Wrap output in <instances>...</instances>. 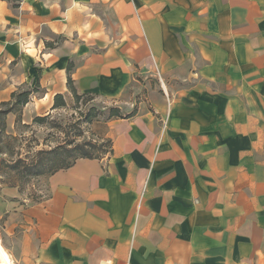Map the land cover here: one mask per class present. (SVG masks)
<instances>
[{"label":"crops","instance_id":"0c3cea01","mask_svg":"<svg viewBox=\"0 0 264 264\" xmlns=\"http://www.w3.org/2000/svg\"><path fill=\"white\" fill-rule=\"evenodd\" d=\"M68 74L134 114L43 200L0 190L10 264H264V0H0V102L52 113Z\"/></svg>","mask_w":264,"mask_h":264},{"label":"trees","instance_id":"16d2710c","mask_svg":"<svg viewBox=\"0 0 264 264\" xmlns=\"http://www.w3.org/2000/svg\"><path fill=\"white\" fill-rule=\"evenodd\" d=\"M14 7L19 0H6ZM69 71V69H68ZM67 88L72 94L73 102L79 103L82 98L92 100L94 97L88 94H78L73 86L70 75L67 77ZM32 91L23 90L14 92L7 102H0V184L6 187L17 188L22 192L23 187L33 179L48 178L54 173L70 168L78 159H101L112 153V142L103 139L101 142L65 140L48 149L28 150L21 153V148L16 146L20 136H12L6 133V117L9 114L16 115V126L21 124V110L28 103ZM66 102L62 95L54 97L52 110L66 108ZM97 112V111H96ZM134 111L126 117H130ZM48 115L34 116L33 125L42 126L48 120ZM96 116L95 109H91L85 115V122L91 123ZM123 118L119 108L110 107L108 121ZM25 128L28 125L22 124ZM80 134L77 135L79 137Z\"/></svg>","mask_w":264,"mask_h":264},{"label":"rangeland","instance_id":"374dc122","mask_svg":"<svg viewBox=\"0 0 264 264\" xmlns=\"http://www.w3.org/2000/svg\"><path fill=\"white\" fill-rule=\"evenodd\" d=\"M110 107H118L122 117L129 116L134 110L133 108L128 110L114 103L110 104L99 98H93L92 100L82 98L79 103H74L71 100L66 105V108L48 113L47 122L42 126H38L32 124L33 118L28 120L27 123L22 122L23 107L20 114L21 124L16 126V115L12 114L15 117L12 116L8 119L9 129L6 123V133L12 136H20V141L16 146L22 149V154L28 150L48 149L65 140L101 142L106 139L105 129ZM92 108L95 109L96 116L91 123H86L85 115ZM22 124L28 125V127L25 128ZM8 130L11 132H8ZM78 134H80L79 137H77ZM45 180L46 178L31 180L29 184L23 187V191L20 193L32 201L43 200L47 196ZM4 187L6 186L0 184V190Z\"/></svg>","mask_w":264,"mask_h":264},{"label":"bare ground","instance_id":"6f19581e","mask_svg":"<svg viewBox=\"0 0 264 264\" xmlns=\"http://www.w3.org/2000/svg\"><path fill=\"white\" fill-rule=\"evenodd\" d=\"M0 264H10V259L6 251L0 247Z\"/></svg>","mask_w":264,"mask_h":264},{"label":"built area","instance_id":"2783aa9c","mask_svg":"<svg viewBox=\"0 0 264 264\" xmlns=\"http://www.w3.org/2000/svg\"><path fill=\"white\" fill-rule=\"evenodd\" d=\"M103 264H110V262H109V261H106V262H104Z\"/></svg>","mask_w":264,"mask_h":264}]
</instances>
